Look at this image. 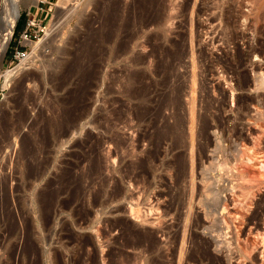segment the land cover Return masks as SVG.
Returning <instances> with one entry per match:
<instances>
[{
	"label": "rangeland",
	"instance_id": "obj_1",
	"mask_svg": "<svg viewBox=\"0 0 264 264\" xmlns=\"http://www.w3.org/2000/svg\"><path fill=\"white\" fill-rule=\"evenodd\" d=\"M256 1L21 9L2 74L45 49L1 79L0 264H264Z\"/></svg>",
	"mask_w": 264,
	"mask_h": 264
},
{
	"label": "bare ground",
	"instance_id": "obj_2",
	"mask_svg": "<svg viewBox=\"0 0 264 264\" xmlns=\"http://www.w3.org/2000/svg\"><path fill=\"white\" fill-rule=\"evenodd\" d=\"M2 2V9L0 11V14L2 16V19L0 20V85L1 79L4 78V85L3 88H9L13 77L15 73L22 69L27 62H29L31 59H33V56H37L39 52L45 47V44H43L42 40L39 43H35L32 41L27 40L26 44L32 48V54L30 53L29 56H26L21 64L14 70H8L7 72H4L5 74H2V66H3V59L5 57V54L7 52V49L10 45L11 39L13 37L14 31L16 29V26L18 24L21 9L23 7L30 8L32 5H36L39 3V0H1ZM71 0H61V5L67 6L70 3ZM252 1V0H251ZM260 0H257L256 3L258 4ZM227 4V3H226ZM248 5V4H247ZM237 6V5H236ZM258 10V9H257ZM241 14V13H240ZM258 16V15H257ZM259 19V17H257ZM114 27V26H113ZM49 35V33L47 34ZM100 40V39H99ZM136 45V44H135ZM137 47V46H135ZM45 49V48H44ZM253 50V49H252ZM129 53V52H128ZM36 54V55H35ZM35 58V57H34ZM27 65V64H26ZM140 65V64H139ZM252 105V104H251ZM143 106V105H142ZM82 113V112H81ZM85 117V116H84ZM83 117V118H84ZM81 118V119H83ZM80 120V119H79ZM84 120V119H83ZM76 121V120H75ZM81 121V120H80ZM74 122V121H73ZM63 124V123H62ZM70 124V123H69ZM74 128V127H73ZM76 128V127H75ZM79 128V127H78ZM68 129V128H67ZM77 129V128H76ZM73 130V129H72ZM75 131V129H74ZM72 133V132H71ZM174 134V133H173ZM67 135V134H66ZM62 137V136H61ZM124 141V140H123ZM204 146V145H203ZM188 149V148H187ZM223 151V150H222ZM256 155V154H255ZM243 157V156H242ZM254 158V157H253ZM251 159V158H250ZM262 160V159H261ZM262 162V161H261ZM264 163V162H263ZM248 165V164H247ZM223 167V166H222ZM258 167V166H257ZM228 168V167H227ZM259 168V167H258ZM247 169V168H246ZM245 169V170H246ZM262 169H264V166H262ZM244 170V171H245ZM249 169L246 170V173ZM252 171V170H249ZM256 172V170H254ZM226 172V171H224ZM235 173V172H234ZM246 173L244 175H246ZM258 173V172H257ZM225 174V173H224ZM250 172L247 174L249 175ZM241 175V176H244ZM256 175V174H254ZM253 178L256 179L257 176H254ZM225 176V175H224ZM256 177V178H255ZM259 177V176H258ZM244 178V177H243ZM237 179V178H236ZM219 180V179H218ZM244 180V179H243ZM243 182V181H242ZM234 185V184H233ZM236 185V184H235ZM234 185V186H235ZM244 187V186H243ZM207 191V190H206ZM247 198V197H246ZM225 204V203H224ZM227 204V203H226ZM223 206V205H222ZM225 206V205H224ZM217 208V207H216ZM241 209V208H240ZM214 213V212H213ZM217 217V216H216ZM238 217V216H237ZM224 223V222H223ZM117 227V226H116ZM119 227V226H118ZM241 230V229H240ZM240 234V233H239ZM251 234V233H250ZM185 235V234H184ZM99 236V235H98ZM238 240V239H237ZM259 241V240H258ZM153 245V244H152ZM129 247V246H128ZM151 247V246H150ZM154 248V247H153ZM158 249V248H157ZM134 250V249H133ZM142 250V249H141ZM140 251V250H139ZM141 254V253H140ZM183 255V254H182ZM161 257V256H160ZM138 259V257H137ZM147 264V263H146Z\"/></svg>",
	"mask_w": 264,
	"mask_h": 264
},
{
	"label": "built area",
	"instance_id": "obj_3",
	"mask_svg": "<svg viewBox=\"0 0 264 264\" xmlns=\"http://www.w3.org/2000/svg\"><path fill=\"white\" fill-rule=\"evenodd\" d=\"M50 3V2H49ZM31 27V26H30ZM28 37H32V34L28 33V29L24 32V38L27 41ZM27 56L26 52H18L16 58L17 59H21V58H25Z\"/></svg>",
	"mask_w": 264,
	"mask_h": 264
},
{
	"label": "crops",
	"instance_id": "obj_4",
	"mask_svg": "<svg viewBox=\"0 0 264 264\" xmlns=\"http://www.w3.org/2000/svg\"><path fill=\"white\" fill-rule=\"evenodd\" d=\"M46 3H49V0H46Z\"/></svg>",
	"mask_w": 264,
	"mask_h": 264
}]
</instances>
